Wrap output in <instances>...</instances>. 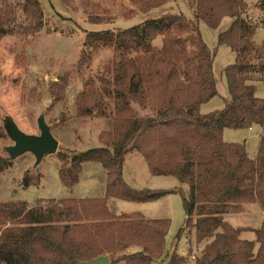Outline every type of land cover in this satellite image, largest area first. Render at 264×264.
I'll use <instances>...</instances> for the list:
<instances>
[{
    "label": "trees",
    "instance_id": "trees-1",
    "mask_svg": "<svg viewBox=\"0 0 264 264\" xmlns=\"http://www.w3.org/2000/svg\"><path fill=\"white\" fill-rule=\"evenodd\" d=\"M131 1L147 12L168 0ZM189 5L192 18L166 12L127 28L85 32L89 47L101 43L119 54L108 83L110 128L99 133L100 146L59 153L58 176L71 187L81 164L97 161L106 171L105 195L51 198L34 205L0 202V264H75L99 255H107L109 264H149L161 256L167 219L116 213L108 206L109 197L144 201L163 193L136 190L123 181L122 162L131 152L143 155L150 174L172 175L184 184L185 221L177 236L193 229L196 240L203 242L194 264H264V219L255 228L227 231L218 226L245 204L257 203L264 211V97L255 94V83L264 81V36L260 43L254 41L261 19L246 17L243 0H190ZM21 12L20 33L39 32L44 19L39 1L23 0ZM90 16L89 21H101ZM13 17V5L4 3L0 36ZM224 17L230 22L217 34V43L235 54L233 63L223 68L228 94L221 108L204 113L202 104L217 89L213 53L199 23L215 29ZM58 87L56 92L63 94L65 86ZM99 103L94 90L83 89L75 97L77 115H102ZM135 105L147 111L139 114ZM253 126L259 137L254 157L243 144L222 137L225 128ZM9 163L0 156V175ZM23 181L27 185L28 177ZM247 231L254 239L241 237ZM186 260L173 252L167 264Z\"/></svg>",
    "mask_w": 264,
    "mask_h": 264
},
{
    "label": "rangeland",
    "instance_id": "rangeland-1",
    "mask_svg": "<svg viewBox=\"0 0 264 264\" xmlns=\"http://www.w3.org/2000/svg\"><path fill=\"white\" fill-rule=\"evenodd\" d=\"M38 1L44 17L43 27L36 34L23 35L20 33L23 0H0V11L4 3H10L14 9L13 19L5 26L6 34L0 36V156L7 157L10 162L0 175V202L25 201L34 205L39 200L51 198H100L105 195L106 171L99 162L82 163L78 179L71 187L58 176L59 153L70 154L100 146L99 133L110 128L112 99L108 83L113 61L119 54L101 43L89 47L85 32L127 28L166 12H179L192 18L193 9L190 0H168L147 12H141L131 0ZM243 2L246 17L261 19L254 34V41L260 43L264 36V0ZM89 15L101 21H89ZM229 22L230 18L224 17L215 29L203 21L199 23L202 39L213 53L212 70L217 89V95L201 107L205 112L208 107L211 110L221 108L228 94L223 68L233 63L235 54L226 44L217 43V34ZM153 44L158 47L160 37H156ZM59 85L65 86L63 94L56 92ZM255 85V94L264 97V81H257ZM83 89L97 93L102 115L96 111L92 115H77L75 97ZM135 107L139 114L147 111ZM40 115L58 140L56 152L43 155L37 164L31 152L11 157L6 151L12 141L3 127L5 119L10 117L24 133L38 134L37 118ZM257 129V126L225 128L222 137L227 142L243 144L248 155L254 157L259 145ZM121 175L123 181L136 190L163 191L158 197L144 201L119 197L107 199L109 208L116 213H137L145 219L168 220L163 253L149 264H167L173 252L187 257L186 264H194L203 242L196 240L193 229L184 230L177 236L185 221L181 192L185 189L184 184L172 175L150 174L146 160L139 152L124 156ZM24 177L29 179L27 185ZM263 219L264 211L257 203L245 204L242 212L224 218L229 227L236 224L252 228L259 226ZM241 237L253 239L254 234L247 231Z\"/></svg>",
    "mask_w": 264,
    "mask_h": 264
},
{
    "label": "water",
    "instance_id": "water-1",
    "mask_svg": "<svg viewBox=\"0 0 264 264\" xmlns=\"http://www.w3.org/2000/svg\"><path fill=\"white\" fill-rule=\"evenodd\" d=\"M3 127L12 141V145L6 148L11 157L31 152L35 157V164H37L43 155L55 153L57 150L58 140L52 135L43 115L37 118L38 134L24 133L10 117L5 119ZM75 264H109V259L107 255H99L87 261H77Z\"/></svg>",
    "mask_w": 264,
    "mask_h": 264
},
{
    "label": "crops",
    "instance_id": "crops-1",
    "mask_svg": "<svg viewBox=\"0 0 264 264\" xmlns=\"http://www.w3.org/2000/svg\"><path fill=\"white\" fill-rule=\"evenodd\" d=\"M208 102H209V101H208ZM206 103H207V102H206ZM204 104H205V103H204ZM202 106H203V104H202ZM202 106H201V107H202ZM211 109H212V108H209V107H208V110H206V112H207V111H210ZM201 111H204V110L201 109ZM204 112H205V111H204ZM257 134H258V133H257ZM228 222H229V224H230L231 221L228 220ZM227 224H228V223H227ZM227 224L225 223V220H223L222 223H221L220 225H218V226H219V228H221V229H223V230H227V231H231V230L234 229L233 227H236V224H235L234 226H233V224H231V226H233V227H231V226L229 227ZM253 239H254V238H253Z\"/></svg>",
    "mask_w": 264,
    "mask_h": 264
},
{
    "label": "built area",
    "instance_id": "built-area-1",
    "mask_svg": "<svg viewBox=\"0 0 264 264\" xmlns=\"http://www.w3.org/2000/svg\"><path fill=\"white\" fill-rule=\"evenodd\" d=\"M191 258H192V259L195 258L193 253H192V255H191Z\"/></svg>",
    "mask_w": 264,
    "mask_h": 264
}]
</instances>
